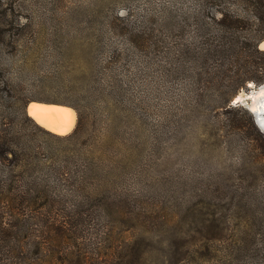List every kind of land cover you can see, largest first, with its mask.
I'll list each match as a JSON object with an SVG mask.
<instances>
[{
    "label": "rangeland",
    "instance_id": "obj_1",
    "mask_svg": "<svg viewBox=\"0 0 264 264\" xmlns=\"http://www.w3.org/2000/svg\"><path fill=\"white\" fill-rule=\"evenodd\" d=\"M199 10L197 0H0L11 21L0 95L26 98L12 125L42 167L65 172L46 181L54 205L11 217L22 264H167L185 242L264 224L263 84L220 94L215 62L197 53L214 24ZM30 100L67 101L68 133L75 106L84 122L57 138L25 112Z\"/></svg>",
    "mask_w": 264,
    "mask_h": 264
},
{
    "label": "trees",
    "instance_id": "obj_2",
    "mask_svg": "<svg viewBox=\"0 0 264 264\" xmlns=\"http://www.w3.org/2000/svg\"><path fill=\"white\" fill-rule=\"evenodd\" d=\"M197 1L199 13L209 16L214 23L207 32L201 29V45L197 53L203 62L210 57L215 62L214 75L220 76L217 82L220 94L228 95L250 82L263 84L264 49L258 48L257 43L264 38V0ZM206 6L212 10H207ZM10 22L0 18V49L8 42ZM15 41L13 39L11 44ZM5 64L0 58V82L7 92ZM24 100L26 98L8 100L0 95V264H22L24 261L23 246L19 242L20 227L16 218L11 220V217L25 209L39 210L54 205L50 198L54 187L46 181L52 175L65 173L50 166L42 167L37 149H28L23 142L25 134L12 125L9 115L21 114ZM75 108V130L62 136L51 131L57 134V138L70 139L77 134L84 122V112L81 106ZM26 133L33 135L31 131ZM258 149L264 168V138ZM237 225L229 228V236L200 243L185 242L182 245L185 257L172 256L167 264H264V224L248 222ZM198 251L202 253L198 257L190 255V252Z\"/></svg>",
    "mask_w": 264,
    "mask_h": 264
},
{
    "label": "bare ground",
    "instance_id": "obj_3",
    "mask_svg": "<svg viewBox=\"0 0 264 264\" xmlns=\"http://www.w3.org/2000/svg\"><path fill=\"white\" fill-rule=\"evenodd\" d=\"M258 91L264 92V85L260 86V88H258ZM253 96L254 92L246 94V97H251L252 100H254ZM239 98L241 100L240 94L235 96V100ZM248 106L250 107V109L255 110L256 104L251 101ZM263 113L264 112H262V114ZM28 115L37 124L58 134H66L70 132L74 126L76 118L75 111L70 106L44 104L37 102H32L30 104Z\"/></svg>",
    "mask_w": 264,
    "mask_h": 264
},
{
    "label": "water",
    "instance_id": "obj_4",
    "mask_svg": "<svg viewBox=\"0 0 264 264\" xmlns=\"http://www.w3.org/2000/svg\"><path fill=\"white\" fill-rule=\"evenodd\" d=\"M257 46H258V48H260V49H264V38L258 41ZM263 85H264V83H263ZM241 98H242V96H241ZM234 101H235V103H238V102H240L241 100H240V98L237 99V100H235V97H234V98H232V99L229 101V104H230V105L235 104ZM32 102L44 103V104H53V105H65V104H63V103H58V102H54V101H36V100H30V101H28V102L26 103V105H25V112H26L27 114H29V107H30V104H31ZM65 106H67V105H65Z\"/></svg>",
    "mask_w": 264,
    "mask_h": 264
},
{
    "label": "snow or ice",
    "instance_id": "obj_5",
    "mask_svg": "<svg viewBox=\"0 0 264 264\" xmlns=\"http://www.w3.org/2000/svg\"><path fill=\"white\" fill-rule=\"evenodd\" d=\"M234 103H235V101H234Z\"/></svg>",
    "mask_w": 264,
    "mask_h": 264
}]
</instances>
